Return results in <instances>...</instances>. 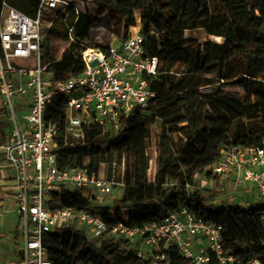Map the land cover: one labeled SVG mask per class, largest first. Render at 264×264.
<instances>
[{
    "label": "trees",
    "instance_id": "1",
    "mask_svg": "<svg viewBox=\"0 0 264 264\" xmlns=\"http://www.w3.org/2000/svg\"><path fill=\"white\" fill-rule=\"evenodd\" d=\"M6 1L20 12L36 16L39 0ZM104 3L103 13L116 12L127 21V28L136 26L133 11H137L140 33L149 39L151 53L158 58L157 74L148 78L156 97L146 111L136 110L121 120L117 129L110 125L84 127L83 137L78 139L66 129L63 103L52 106L51 116L59 128L58 166H85L90 172H98L102 165L115 164L116 181L123 186L113 209L94 206L81 189L62 194L58 201L63 207L89 210L101 214L106 222H121L132 228L160 223L169 213L186 208L197 217L222 225L224 256L233 259L224 264H264V208L229 206L225 209L228 223L222 224L218 210L194 187L195 179L220 159L226 147L264 149V70L253 52L264 49V0ZM93 22L88 11L69 4L51 21L46 35L69 41L71 33L74 42L84 41ZM201 28L219 36L221 42L196 44L185 37L186 31ZM65 55L49 65L54 79L79 75L65 70ZM222 63L225 70L220 76ZM154 116L160 132L154 144L156 172L150 178L147 124ZM244 119H258L259 123L245 129ZM125 161L131 164H123ZM44 245L52 264H188L175 246L152 250L140 258L127 242L107 238L96 245L68 228L48 234ZM209 264L221 263L213 260Z\"/></svg>",
    "mask_w": 264,
    "mask_h": 264
},
{
    "label": "built area",
    "instance_id": "2",
    "mask_svg": "<svg viewBox=\"0 0 264 264\" xmlns=\"http://www.w3.org/2000/svg\"><path fill=\"white\" fill-rule=\"evenodd\" d=\"M67 6L65 0H39L36 16L30 17L6 0L0 2V97L10 124V133L0 149L14 172L21 264H52L44 240L48 234L67 228L92 242L104 237L127 242L140 258H146L152 250L175 246L188 264L233 261L224 256L222 225L197 217L186 208L169 213L160 223L132 228L121 222H106L101 214L89 210L63 207L58 201L62 194L81 189L94 206H104L105 198L122 184L116 181L115 164L104 165L103 172H90L85 166H58L59 128L51 116L52 106L63 103L66 129L76 139L83 137L84 127L110 125L117 129L120 121L136 110L149 108L156 94L148 78L158 70L150 41L136 24L131 27L134 31L105 53L84 55L83 68L76 78L47 77L52 63L46 61V45L54 39L43 33L42 16ZM69 40L73 41L71 33ZM68 56L65 70L78 71L75 58L72 68L67 67ZM151 166L150 160L148 175ZM206 170L214 177L236 175L264 201V149L228 146ZM155 172L154 159L153 176ZM109 212L114 218V211Z\"/></svg>",
    "mask_w": 264,
    "mask_h": 264
},
{
    "label": "rangeland",
    "instance_id": "3",
    "mask_svg": "<svg viewBox=\"0 0 264 264\" xmlns=\"http://www.w3.org/2000/svg\"><path fill=\"white\" fill-rule=\"evenodd\" d=\"M67 3L72 4L76 7L79 11H88L90 15L93 17L94 22L91 27L90 36L88 39L80 42H76V45L73 48H70L66 55L70 54L66 57V64L68 68H72L74 59L71 55H74L76 59V70L77 72H81L82 70V62L84 54L81 53L79 50L87 51L88 49L100 51V49H106L107 47L116 44L117 42L121 41L129 31H134L133 28H127L128 23L125 19H122L118 16V14L114 11L107 15L106 11L103 13V8L105 6L104 0H65ZM65 10L57 9L48 11L42 20L43 23V33L46 34L47 28L50 26L52 20H54L59 12H64ZM134 12V24L140 25V18L136 10ZM185 37L191 39L196 44H202L205 41H217L221 42L219 36L207 33L204 29H196L192 31H186ZM157 42L161 41V37L158 36L156 39ZM46 45V44H45ZM48 45V44H47ZM46 45V46H47ZM256 54V60L260 64V66L264 70V49H256L253 51ZM46 53V52H45ZM19 63V62H18ZM53 63V62H51ZM70 63V65H68ZM30 65L34 67V62L30 61ZM72 64V65H71ZM49 68V67H48ZM217 68L213 69L214 72H217ZM225 70V66L222 63L220 69V76H223ZM231 73L233 69L229 70ZM49 72V69H48ZM52 74L48 73V76ZM204 90V89H203ZM238 94L243 97V93L241 90L238 91ZM154 111V110H153ZM258 119H244V126L245 129L255 128L258 125ZM159 121H151L147 124V129L149 132V142H150V158L152 166L149 171V177L151 178L153 175V164L155 159V152H154V144L159 134ZM123 162V164L127 165L131 164V161ZM121 166H123L121 164ZM126 166V167H127ZM105 166L102 165L100 167L101 172L104 171ZM207 170L203 176H199L195 179V188L204 196L207 200V204H210L218 210L220 213V221L221 223H228L227 215L225 209L229 206H237L244 208L248 205L249 200H253L255 197V190L251 189L250 187L246 186L245 184L241 183L237 180L236 175L231 174L224 177H206ZM123 193V187L115 186L113 192L107 196L104 202V206H107L111 209L115 208L114 202L119 200ZM257 195V194H256ZM244 202V203H243ZM253 202V201H252ZM252 205V204H251ZM261 208H264V203H260ZM230 227V226H229ZM230 232L233 236L235 235L234 230L230 227ZM107 237H104V239ZM104 239L96 240L94 243L99 245L100 242ZM117 241V240H116ZM118 242V241H117Z\"/></svg>",
    "mask_w": 264,
    "mask_h": 264
},
{
    "label": "crops",
    "instance_id": "4",
    "mask_svg": "<svg viewBox=\"0 0 264 264\" xmlns=\"http://www.w3.org/2000/svg\"><path fill=\"white\" fill-rule=\"evenodd\" d=\"M17 105H20V102H17ZM9 133L10 124L0 97V146L6 141ZM14 187V172L4 160L0 149V264H21L19 255V248L22 245L19 232L21 221L16 211ZM256 194L253 200L247 201L248 205L259 207L260 203H264Z\"/></svg>",
    "mask_w": 264,
    "mask_h": 264
},
{
    "label": "bare ground",
    "instance_id": "5",
    "mask_svg": "<svg viewBox=\"0 0 264 264\" xmlns=\"http://www.w3.org/2000/svg\"><path fill=\"white\" fill-rule=\"evenodd\" d=\"M75 45H76V43L71 41V40L65 41L62 39H54V40L50 41L47 45L46 61L51 63V62H55V61L60 60L62 52L66 48H73ZM79 51L81 53H83L85 56L89 55L90 52L98 53V51L92 50V49H88L85 52L82 51L81 49ZM71 57L74 59L73 54L71 55ZM68 65H70V63Z\"/></svg>",
    "mask_w": 264,
    "mask_h": 264
}]
</instances>
